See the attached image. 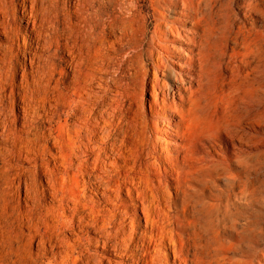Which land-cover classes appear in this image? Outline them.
<instances>
[{
	"label": "bare ground",
	"instance_id": "6f19581e",
	"mask_svg": "<svg viewBox=\"0 0 264 264\" xmlns=\"http://www.w3.org/2000/svg\"><path fill=\"white\" fill-rule=\"evenodd\" d=\"M75 1L59 11L0 0V264H158L164 250L177 264H262L264 250L234 259L198 228L187 198L196 189L179 177L198 160L186 140L189 106L218 86L228 98L222 128L245 145L264 68L215 47L193 0H157L146 42L136 0H100L114 1L112 11ZM168 6L181 9L167 17ZM238 174L228 171L223 191L206 183L208 225L219 214L222 229L237 226V204L250 196ZM256 229L248 216L239 232Z\"/></svg>",
	"mask_w": 264,
	"mask_h": 264
},
{
	"label": "rangeland",
	"instance_id": "374dc122",
	"mask_svg": "<svg viewBox=\"0 0 264 264\" xmlns=\"http://www.w3.org/2000/svg\"><path fill=\"white\" fill-rule=\"evenodd\" d=\"M51 2L55 5L52 7L59 11L67 7L73 8L76 4L75 0H46L47 4L45 0H42L45 5H50ZM193 2L199 9V31L203 32L207 39H211L215 47L222 48L226 53L247 56L264 68V0H193ZM136 4L137 14L146 26L144 37L146 42L154 31L160 6L157 0H136ZM95 6L108 11L114 10L115 7L114 1H107L103 5L100 0L95 2ZM180 9L178 6H168L161 10L169 17L175 15V11ZM146 48L147 45H145ZM62 57L66 58L67 55L63 54ZM146 62L149 73L152 74L151 60L146 59ZM124 78L121 80L123 83ZM141 96L146 100L144 107L149 113L150 92L145 91ZM227 104V96L218 86H213L211 83L202 95L201 104L192 103L189 106L190 114L185 125V134L190 144L189 149L198 160L193 159L188 173L180 174L179 182L196 189V191H190L191 196L187 198L198 203H196L197 210L191 214L190 218L198 223L199 229H209L211 234H215V240L219 242L227 256L234 259H257L258 252L264 250V103L261 107L254 106L248 112L246 111L242 127L249 135L245 145L237 139H231L228 136L229 133L222 128L227 120L225 111ZM260 108L263 111H259ZM156 121L159 126L165 125L160 118ZM160 143L161 139L154 134L152 145L158 149ZM172 143L173 140L169 138V142L164 145L170 147ZM229 170L230 173L238 172L239 174L236 175L238 180L248 183L250 196L246 203L237 204V226L222 229L219 214L216 217L213 216L214 224L205 223L200 198L203 197V192H205L204 196L208 195L206 183L211 177L216 179V185L223 191ZM169 180L172 181V178ZM171 190L173 191L174 188ZM221 195L224 197V193ZM20 203H23L22 199ZM248 216L255 221L257 229L240 233V225ZM32 249H35V245ZM163 253L166 259L158 264H177L170 250H164Z\"/></svg>",
	"mask_w": 264,
	"mask_h": 264
}]
</instances>
